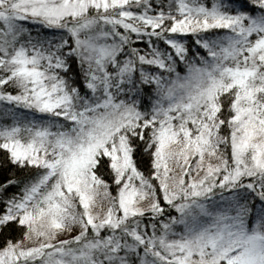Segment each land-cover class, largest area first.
Listing matches in <instances>:
<instances>
[{
  "label": "snow or ice",
  "instance_id": "6c2138e0",
  "mask_svg": "<svg viewBox=\"0 0 264 264\" xmlns=\"http://www.w3.org/2000/svg\"><path fill=\"white\" fill-rule=\"evenodd\" d=\"M0 264H264V0H0Z\"/></svg>",
  "mask_w": 264,
  "mask_h": 264
}]
</instances>
